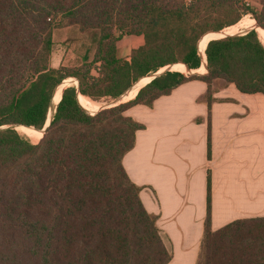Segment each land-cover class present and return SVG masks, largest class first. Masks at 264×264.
<instances>
[{
    "label": "trees",
    "instance_id": "16d2710c",
    "mask_svg": "<svg viewBox=\"0 0 264 264\" xmlns=\"http://www.w3.org/2000/svg\"><path fill=\"white\" fill-rule=\"evenodd\" d=\"M248 15L253 30L207 43V74L166 71L125 103L96 114L82 107L80 96L115 99L170 65L200 71V39ZM256 23L264 30V0H0V127L40 135L56 88L66 79L79 83L63 90L38 143L0 130V264H169L173 253L158 216L145 209L142 187L123 166L136 133L146 129L125 112L152 108L187 82L206 83L210 160L214 94L235 85L264 95ZM67 27L84 36L85 55L77 66L53 68V30ZM123 36L132 38L127 59L117 55ZM197 264H264V217L212 229L210 171Z\"/></svg>",
    "mask_w": 264,
    "mask_h": 264
},
{
    "label": "crops",
    "instance_id": "0c3cea01",
    "mask_svg": "<svg viewBox=\"0 0 264 264\" xmlns=\"http://www.w3.org/2000/svg\"><path fill=\"white\" fill-rule=\"evenodd\" d=\"M131 49L132 38L123 36L118 57L129 58ZM206 93V83L190 81L152 108L139 105L125 112L146 129L136 133L123 166L142 187L145 209L158 216L157 225L173 253L169 264H197L208 171L214 231L236 220L264 217V95L241 93L235 85L214 94L209 160Z\"/></svg>",
    "mask_w": 264,
    "mask_h": 264
},
{
    "label": "rangeland",
    "instance_id": "374dc122",
    "mask_svg": "<svg viewBox=\"0 0 264 264\" xmlns=\"http://www.w3.org/2000/svg\"><path fill=\"white\" fill-rule=\"evenodd\" d=\"M250 19H253V17L251 15L245 16L244 18H242L240 20V21L243 20L242 24L237 25L240 22L239 21L237 24H235L237 26L234 25L235 27L230 28V29H229V27L224 28L222 31H219L220 33H217L215 36L216 37L221 36V34H223L225 30H227V33H229L230 35L240 34V33L247 30V28H246L247 24L248 25L254 24V23L250 22ZM258 29H257V32L259 35ZM210 33H212V32H210ZM53 41H54V47H53V53H52L51 62H50L51 67H53V68H59L60 66L72 67V66H77L78 64H80L82 62L83 56L85 55V49L83 48L84 36L78 31L77 27H67V28H56V29H54L53 30ZM204 42L207 45V43H208L207 40L201 42V44ZM262 43L264 45V41H262ZM199 49H200V46H199ZM202 57H203V55H202ZM203 59L205 61L204 57H203ZM204 61H202V65L199 68L200 73L204 72V69H205ZM175 70H178V69L173 68V71H175ZM185 74H187V73H185ZM205 74H207V72ZM205 74H197V75L200 76V75H205ZM187 76H189V75H187ZM67 81L68 82H64L65 83L64 89L69 87V86H72V85H77V84H75V82L77 81L76 79L71 78V79H68ZM57 98L60 99L61 97L59 96ZM87 100L89 102V104H87V109L84 106L83 107L90 114H96L97 112L102 110L103 106H105L108 102L111 101V99L101 100L98 102H94L90 99H87ZM17 131L21 134V132L18 129H17ZM21 131H23V130H21ZM23 132L25 133V135H23V136L27 137L33 143H38L42 139L41 138L40 140L39 139L33 140L29 137L27 132H25V131H23Z\"/></svg>",
    "mask_w": 264,
    "mask_h": 264
},
{
    "label": "water",
    "instance_id": "95a60500",
    "mask_svg": "<svg viewBox=\"0 0 264 264\" xmlns=\"http://www.w3.org/2000/svg\"><path fill=\"white\" fill-rule=\"evenodd\" d=\"M257 24V23H256ZM258 25V24H257ZM258 27H260L259 25H258ZM263 29V28H262ZM251 30H253V29H249V30H247V31H244V32H242V33H240V34H235V35H244V34H246V33H248L249 31H251ZM213 33H219V32H213ZM228 36H234V35H230V34H226V35H224L223 37H221V38H225V37H228ZM204 37V36H203ZM202 37V38H203ZM202 38L200 39V41L202 40ZM200 41H199V43H198V48H199V44H200ZM200 53V52H199ZM207 59V58H206ZM179 64H183V63H179ZM174 65H176V64H174ZM174 65H170V66H168V67H166V68H164L165 70L163 71V72H161V71H158V72H156V73H154V74H151V75H148L147 77H149L150 78V81L148 82V83H150L151 81H153V80H155L156 78H158L160 75H162L164 72H166V71H173V66ZM183 65H185V64H183ZM186 66V65H185ZM205 67H206V70H207V73L209 72V69H208V65H207V60H206V63H205ZM186 75H189V76H194V75H197L198 73H196V72H194V70H192V69H190L189 67H187L186 66ZM146 78V77H145ZM68 79H66V80H64L63 81V83L65 82V81H67ZM141 81V80H140ZM140 81H138V82H136L131 88H129L124 94H122V95H120L119 97H117V98H115V99H112L110 102H108L105 106H103V108H102V110L103 109H108V108H112V107H115V106H118V105H120V104H122V103H125L124 101H123V99L127 96V95H129L130 94V92L135 88V86L140 82ZM77 82V88L79 89V83H78V81H76ZM147 83V84H148ZM146 84V85H147ZM60 86V85H59ZM59 86L56 88V90H55V92H54V95H53V98H52V101H51V104H50V111H49V116H48V121H49V123L47 124H45V126H44V128L42 129V130H38V129H36V128H33V127H27V126H25V127H27V128H33V129H35V130H38V131H42L43 132V136L45 135V133H46V130L48 129V127L50 126V124H51V122H52V120H53V118H54V114H55V112H56V108H57V105L59 104H55L54 103V98H55V95H56V93H57V90H58V88H59ZM145 86V85H144ZM143 86V87H144ZM142 88V87H141ZM140 88V89H141ZM129 101V100H128ZM127 102V101H126ZM80 103V102H79ZM81 105V104H80ZM82 106V105H81ZM83 107V106H82ZM84 108V107H83ZM85 109V108H84ZM86 110V109H85ZM47 121V122H48ZM19 126H22V125H10V126H3V127H0V130H3V129H14V130H17V128L19 127Z\"/></svg>",
    "mask_w": 264,
    "mask_h": 264
},
{
    "label": "bare ground",
    "instance_id": "6f19581e",
    "mask_svg": "<svg viewBox=\"0 0 264 264\" xmlns=\"http://www.w3.org/2000/svg\"><path fill=\"white\" fill-rule=\"evenodd\" d=\"M237 26V25H236ZM253 26H255V25H253V24H251V25H246V28H250V27H253ZM235 27V26H234ZM233 28V27H232ZM256 28L259 30V39H260V41L262 42V41H264V30L262 29V28H260V27H258V26H256ZM226 34H229V33H227V30H225L224 31V33L223 34H221V36H223V35H226ZM216 35V34H215ZM215 35H213V36H210V37H207V38H204L201 42H203V41H205V40H207L208 42L209 41H211V40H213V39H218V38H220L221 36H215ZM201 42H200V44H201ZM199 44V46H200V54H202L203 55V57L205 58V61H204V64L206 63V56H205V48H206V43L204 42V43H202L201 45ZM173 68H177L180 72H182V73H186V71L183 69V68H181L180 66H178V65H174L173 66ZM206 68V67H205ZM165 69L163 68V69H161L160 71L161 72H163ZM196 73H198V74H202V73H200L199 71H195ZM150 81V78L148 77V78H146V79H144V80H142V81H140L136 86H135V88L131 91V93L129 94V95H127L124 99H123V101L125 102L126 100H128V99H130V98H132L134 95H135V91H137L138 92V90L141 88V87H143L144 85H146L148 82ZM65 82H68V81H65ZM64 84L65 83H62L61 84V86H60V88L57 90V93H56V95H55V100H54V103L57 105V103L60 101V99L59 98H57V97H61L62 96V94H63V90H64ZM75 84H77V82H75ZM80 101H81V104L87 109V104H89V102H88V100H87V98H85V97H83V96H80ZM91 107V106H90ZM48 123H49V121H48ZM47 123V124H48ZM20 132H21V134L22 135H25V133L23 132V131H25V132H27L28 133V135H29V137L31 138V139H33V140H37V139H41L42 137H43V132L40 134V135H38V136H34L32 133H30L27 129H25L24 127H18L17 128ZM21 130H23V131H21Z\"/></svg>",
    "mask_w": 264,
    "mask_h": 264
},
{
    "label": "built area",
    "instance_id": "2783aa9c",
    "mask_svg": "<svg viewBox=\"0 0 264 264\" xmlns=\"http://www.w3.org/2000/svg\"><path fill=\"white\" fill-rule=\"evenodd\" d=\"M193 0H185L186 4H190Z\"/></svg>",
    "mask_w": 264,
    "mask_h": 264
}]
</instances>
